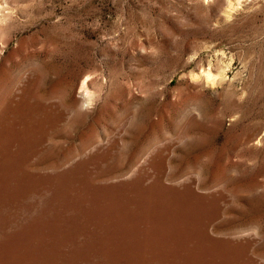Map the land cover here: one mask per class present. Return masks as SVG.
Returning <instances> with one entry per match:
<instances>
[{
    "label": "rangeland",
    "instance_id": "374dc122",
    "mask_svg": "<svg viewBox=\"0 0 264 264\" xmlns=\"http://www.w3.org/2000/svg\"><path fill=\"white\" fill-rule=\"evenodd\" d=\"M0 264H264V0H0Z\"/></svg>",
    "mask_w": 264,
    "mask_h": 264
},
{
    "label": "bare ground",
    "instance_id": "6f19581e",
    "mask_svg": "<svg viewBox=\"0 0 264 264\" xmlns=\"http://www.w3.org/2000/svg\"><path fill=\"white\" fill-rule=\"evenodd\" d=\"M206 76L209 77V76H211V74H210L209 72H207V73H206ZM81 101H82L81 98H80V99H77V102H78V103L81 102Z\"/></svg>",
    "mask_w": 264,
    "mask_h": 264
},
{
    "label": "clouds",
    "instance_id": "9594fccd",
    "mask_svg": "<svg viewBox=\"0 0 264 264\" xmlns=\"http://www.w3.org/2000/svg\"><path fill=\"white\" fill-rule=\"evenodd\" d=\"M205 2H207V0H205Z\"/></svg>",
    "mask_w": 264,
    "mask_h": 264
}]
</instances>
